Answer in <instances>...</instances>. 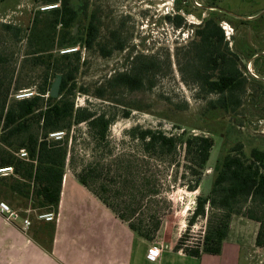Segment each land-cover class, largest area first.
<instances>
[{
    "label": "trees",
    "instance_id": "trees-1",
    "mask_svg": "<svg viewBox=\"0 0 264 264\" xmlns=\"http://www.w3.org/2000/svg\"><path fill=\"white\" fill-rule=\"evenodd\" d=\"M44 2L50 6L60 3V8L46 13L37 11L28 29L25 62L44 70L43 82L36 86L32 97L10 98L15 70L7 69L6 55L0 53V169L12 167L14 170L12 175L0 176V197L18 203L25 211L57 214L67 165H74L70 158V147L75 144L72 130L86 124L95 151H98L107 144L115 115L90 106L77 107L75 103L81 48H92L98 37L95 18L84 27L80 11L72 7L69 0ZM223 15L210 11L208 18L195 30L194 39L183 49L187 52L190 75L198 95L214 98L207 103L208 109L236 113L243 104L249 79L241 70V57L226 40L220 24ZM182 22L183 18L178 15L174 22L176 27L180 28ZM76 25L85 28L78 35L73 32ZM2 27L6 32L15 30L16 39L19 38L20 29L9 24ZM112 42L115 43L112 49L101 48L105 57L124 49L116 33H112ZM73 49L76 50L61 54ZM247 57L250 59L252 55ZM128 64L126 71L115 74L107 82L109 89L139 92L156 86L162 66L157 57L136 55ZM166 66L170 68L169 64ZM58 75L62 76L59 97L52 98V79ZM34 85L29 82L17 85L16 89H30ZM104 91L99 90L96 97L105 99ZM129 115V112L123 114L126 118ZM55 133H64V136L59 140L50 138ZM130 135L140 145L147 166L151 160L166 164V160L182 148L185 173L195 179L193 186L186 187L190 191L199 190L211 159L212 138L188 134L185 130L181 134L167 135L162 130L142 127L133 128ZM21 150L27 153V158H20ZM108 153V158L100 156L96 161L83 164L75 172V178L118 219L128 224L137 237L154 242L161 227L160 215L148 204L147 212L143 209L146 203L151 205L156 199H163L156 189V174L148 169L149 176L140 174L134 170L135 163L140 160L128 158L126 154H113L110 149ZM92 184L99 188L93 190ZM196 203L188 226L192 227L199 218L206 219L202 240L189 246L187 234H184L175 251L195 258L220 255L230 235L232 219L240 215L259 224L255 245L264 248V150L253 148L246 153L242 144L223 148L213 167L211 190L206 199L199 197Z\"/></svg>",
    "mask_w": 264,
    "mask_h": 264
},
{
    "label": "rangeland",
    "instance_id": "rangeland-1",
    "mask_svg": "<svg viewBox=\"0 0 264 264\" xmlns=\"http://www.w3.org/2000/svg\"><path fill=\"white\" fill-rule=\"evenodd\" d=\"M69 3L80 11L82 26L86 27L94 17L98 27L93 47L81 48V68L75 80V103L77 107L90 106L115 115V120L109 129L107 144L98 151H95L86 124L72 130L75 144L70 147V158L74 165L68 163L66 170L75 176L83 164L96 161L100 156L108 158L109 149L113 154H126L128 158L140 160L135 163L137 168L134 170L149 176L148 169L156 174V189L160 190L163 198L156 199L151 205L146 203L143 209L147 212L150 206L160 215L161 227L154 243L175 247L179 239L187 234L186 243L197 245L202 240L207 220L199 218L192 227L188 226V221L197 199H206L211 190L213 167L221 150L237 144H242L246 153L253 148L264 150V55H260L264 52V14L248 20L264 12V0H69ZM49 6L44 0H0V53L6 55L7 69L10 72L15 70L11 99L17 100V96L27 90L36 91V86L43 82V68L32 67L25 62V58L28 29L35 13H46L45 8ZM57 6L60 8V3ZM209 8L225 11L221 12L225 14L221 27L228 32L226 40L229 46L241 54V70L249 79L243 104L236 113L208 109L207 103L214 98L198 95L190 75L187 52L183 49L194 39L195 30L208 18L210 11L220 12ZM178 15L183 18L180 28L174 23ZM3 24L20 29L19 38L16 39L15 30L6 32ZM76 26L74 35L85 29ZM112 33L117 34L124 49L105 57L101 48H113ZM249 54L252 55L250 59L247 57ZM136 55L157 57L162 63L156 86L139 92L109 89L107 82L115 74L126 71L128 63ZM261 56L262 59L257 61ZM55 80L53 78L52 83ZM29 82L35 85L30 89H16L17 85ZM101 89L105 90V99L96 97ZM127 112L130 114L128 118L123 116ZM136 127L162 130L167 135L181 134L185 130L188 134L214 140L211 159L198 191H190L186 187L193 186L195 179L185 173L182 148L167 159L166 164L151 160L152 163L147 166L143 162L140 145L130 135ZM98 188V185L92 184L93 190ZM0 201L6 202L21 217L30 221L38 219L37 214H40L37 210L26 214L18 203L3 197ZM258 230V223L242 215L232 219L230 237L240 239L250 264H264V248L255 245Z\"/></svg>",
    "mask_w": 264,
    "mask_h": 264
},
{
    "label": "crops",
    "instance_id": "crops-1",
    "mask_svg": "<svg viewBox=\"0 0 264 264\" xmlns=\"http://www.w3.org/2000/svg\"><path fill=\"white\" fill-rule=\"evenodd\" d=\"M56 216L55 222L33 219L25 231L27 217L0 214V264H250L240 239L230 235L218 256L190 257L168 245L157 260H149L157 243L137 237L69 170Z\"/></svg>",
    "mask_w": 264,
    "mask_h": 264
},
{
    "label": "built area",
    "instance_id": "built-area-1",
    "mask_svg": "<svg viewBox=\"0 0 264 264\" xmlns=\"http://www.w3.org/2000/svg\"><path fill=\"white\" fill-rule=\"evenodd\" d=\"M58 6L55 5V6H49L47 8H45V10L47 11H50V10H53L55 8H57ZM223 29L225 30V34H226V37L229 38V35H228V32L226 30V28L223 27ZM76 49H73V50H69V51H65L64 53H69V52H73L75 51ZM35 94V92L31 91V90H27L25 92H22L20 95L17 96V99H26V98H30L32 97L33 95ZM64 136V133H55V134H52L51 137L55 138V139H62ZM19 156L20 158H27V153L24 151V150H21L20 153H19ZM13 168L12 167H8V168H2L0 169V176H9V175H12L13 174ZM0 214L6 216V218L8 219H14L17 217V212L12 209L6 202L4 201H1L0 202ZM37 218L39 220H43L45 222H55L57 216L56 214H54L53 212H47V213H40V214H37ZM24 227L23 229L25 231H27L32 223L30 221L29 218H25L24 221ZM168 249V246H165L164 244H161V243H157L154 247H152L149 252H148V259L149 260H152V261H155L157 260L162 251L163 250H166Z\"/></svg>",
    "mask_w": 264,
    "mask_h": 264
},
{
    "label": "water",
    "instance_id": "water-1",
    "mask_svg": "<svg viewBox=\"0 0 264 264\" xmlns=\"http://www.w3.org/2000/svg\"><path fill=\"white\" fill-rule=\"evenodd\" d=\"M209 9H211V10H219L220 12H225L223 9H219V8H209ZM263 14H264V12H262L261 14L255 16V17L248 18V20L257 19L258 17H260ZM77 28H78V26L75 27V31H74L75 33H76ZM232 50H233V52H235L236 54H238L242 58V56H241V54L239 52L235 51L233 48H232ZM61 82H62V76L58 75L56 77L55 82L52 84V87H51L50 96L52 98H58L59 97V91H60Z\"/></svg>",
    "mask_w": 264,
    "mask_h": 264
},
{
    "label": "flooded vegetation",
    "instance_id": "flooded-vegetation-1",
    "mask_svg": "<svg viewBox=\"0 0 264 264\" xmlns=\"http://www.w3.org/2000/svg\"><path fill=\"white\" fill-rule=\"evenodd\" d=\"M90 20H91V19H90ZM90 20H89V22H90ZM88 24H90V23H88ZM261 55H264V52H262Z\"/></svg>",
    "mask_w": 264,
    "mask_h": 264
}]
</instances>
